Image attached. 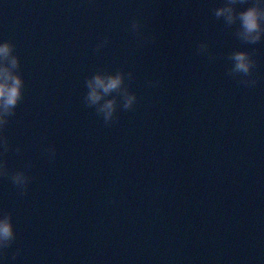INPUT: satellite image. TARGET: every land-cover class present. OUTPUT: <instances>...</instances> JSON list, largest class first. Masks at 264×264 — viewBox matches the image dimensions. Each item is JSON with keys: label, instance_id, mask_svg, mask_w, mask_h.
<instances>
[{"label": "water", "instance_id": "water-1", "mask_svg": "<svg viewBox=\"0 0 264 264\" xmlns=\"http://www.w3.org/2000/svg\"><path fill=\"white\" fill-rule=\"evenodd\" d=\"M226 2L255 0H0L23 82L0 121L3 264H264V36Z\"/></svg>", "mask_w": 264, "mask_h": 264}, {"label": "clouds", "instance_id": "clouds-1", "mask_svg": "<svg viewBox=\"0 0 264 264\" xmlns=\"http://www.w3.org/2000/svg\"><path fill=\"white\" fill-rule=\"evenodd\" d=\"M217 17L223 16L226 21L231 23L234 19L239 20L243 39L249 43H255L264 36V0H255L239 13H235L233 5L226 2L215 10ZM11 45L7 40H0V61L9 59L12 67L17 64L15 56H10ZM234 61L233 70L235 72L248 74L252 67V61L247 52L236 51L232 55ZM22 79L14 74L9 65L0 63V121L3 120V114L14 107L21 96ZM122 77L119 73L115 75L101 76L99 74L88 80L87 98L90 102L96 103L101 98V89L103 93L120 88ZM135 100L134 95H127L125 106H130ZM114 109L113 100H107L101 105V111L104 112L105 119L111 117ZM17 184H23L25 177L23 173H17L14 177ZM14 237L13 226L10 218L4 214L0 215V246L6 245ZM3 264V261H0Z\"/></svg>", "mask_w": 264, "mask_h": 264}]
</instances>
